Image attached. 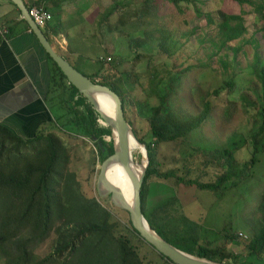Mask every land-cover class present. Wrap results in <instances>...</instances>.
Here are the masks:
<instances>
[{
	"label": "rangeland",
	"instance_id": "374dc122",
	"mask_svg": "<svg viewBox=\"0 0 264 264\" xmlns=\"http://www.w3.org/2000/svg\"><path fill=\"white\" fill-rule=\"evenodd\" d=\"M251 1V5H239L232 0H178L174 4L167 0H105L110 7L103 9L101 0L96 24L116 6L106 19L110 30L106 27L105 36L109 33L111 53V62L105 65L106 83L124 97L126 118L138 137L155 149L158 173L148 180L147 203L154 224L170 235L194 234L202 245L240 255L244 264H264V254L246 258L243 245L264 224V151L259 152L255 165L236 176L251 161L252 136L261 125L264 105L261 84L252 68L256 58L264 65V17L255 11L264 0ZM220 12L244 13L248 30L226 48L220 44ZM96 17L90 14L84 26L87 36L95 30ZM74 41L78 51H73L81 56L78 62L75 56L70 58L71 65L92 79V72L96 75L103 68L98 57L107 52L98 48L97 39ZM163 42L166 51L160 48ZM84 65L91 72H86ZM229 81L235 84L232 91L226 89ZM205 101L210 102L209 111L197 128L176 140L153 144L149 117L155 106L162 104L166 113L188 120L204 111ZM52 116L58 126L65 125L56 110ZM54 129L70 150L65 173L75 176L87 197L97 198L110 210L111 221L116 224L114 234L130 241L143 264H169L132 231L126 211L117 208L109 197H100L97 183L103 162L94 142ZM233 142L234 158L228 162L219 152L231 148ZM133 157L142 161L140 147L133 149ZM227 171L237 178L222 194L186 186L172 176L213 183ZM58 237V231L53 232L41 245L30 247L32 264L56 252ZM0 264H6L1 250Z\"/></svg>",
	"mask_w": 264,
	"mask_h": 264
},
{
	"label": "trees",
	"instance_id": "16d2710c",
	"mask_svg": "<svg viewBox=\"0 0 264 264\" xmlns=\"http://www.w3.org/2000/svg\"><path fill=\"white\" fill-rule=\"evenodd\" d=\"M167 1L174 4L178 0ZM232 1L239 5L252 4L251 0ZM37 7H42V4ZM113 9L109 13L106 12L105 19L112 14ZM255 11L264 17L263 4H258ZM20 14L22 15L21 11ZM243 14L219 13L221 48L228 47L247 33ZM24 23L29 30L27 22ZM2 40L0 38V43ZM160 48L166 51V44L161 43ZM50 61L54 68L51 95H58L53 99L51 109L60 113L59 118L65 123L64 126L56 125L57 128L69 131V135L74 133L90 138L98 149L101 162H104L114 153V145L110 140L111 128L93 105L69 84L53 60ZM102 67L104 69L102 68L100 77L88 78L110 89L120 98L126 118L125 99L116 87L106 83L105 65L102 64ZM252 68L261 84L264 103V65L256 58ZM234 85L233 81H229L226 83V89L232 91ZM214 94L218 95L219 91H214ZM204 107L200 115L180 120L166 113L162 104L155 106L149 117L153 144L176 140L189 134L208 114L210 102L205 101ZM261 117V125L252 136L251 161L245 163L236 176L243 174L249 165H255L259 161V152L264 151V105ZM135 135L139 141L146 144L136 132ZM106 138H109V142H105ZM234 146L233 142L231 148L220 151V157H226L230 162L234 158ZM146 147L149 164L141 188V199L143 212L152 229L168 243L188 254L226 264L242 263L240 255L232 256L222 247L202 245L194 234L175 232L170 235L154 224L152 214L147 210L150 193L148 180L157 174L158 170L154 147L149 143ZM69 153V148L55 131L40 129L33 138L24 140L0 123V250L6 258V264H32L33 252L29 250L30 247L41 245L56 231L59 233L56 252L35 264H143L130 241L114 234L116 224L111 221L110 210L97 198L87 197L81 192L75 176L65 173ZM234 175L233 172L227 171L219 175L213 183H199L186 181V178L172 173L178 183L216 194H222L228 189L227 184L236 177ZM262 204L264 205V196ZM129 226L140 238L130 220ZM235 239L236 237H231L232 241ZM243 245L247 253L246 258H260L264 254V224ZM159 256L172 264L164 256Z\"/></svg>",
	"mask_w": 264,
	"mask_h": 264
},
{
	"label": "crops",
	"instance_id": "0c3cea01",
	"mask_svg": "<svg viewBox=\"0 0 264 264\" xmlns=\"http://www.w3.org/2000/svg\"><path fill=\"white\" fill-rule=\"evenodd\" d=\"M24 2L30 9L42 4L51 13L53 20L44 34L59 55L70 64L74 56L78 62L81 55L73 51H78L74 40L86 42L90 37L92 40L97 39L98 48L107 52L98 57V65L102 67L99 60L110 55L109 33L105 36L106 27L109 30L110 27L105 17L96 24L101 14V0L99 3L95 0ZM102 6L108 9L110 4L105 5L103 0ZM90 14H97V17L93 22L95 30H92L91 36H87L89 32L84 26L87 27ZM24 21L17 6L8 0H0V28L10 30L6 36L8 38L3 37L5 40L0 43V123L27 140L33 138L40 129L55 131L57 124L52 116L51 104L58 95H51L54 68L50 58L30 28L27 30ZM82 67L89 72V67ZM101 74L102 70L96 75L92 72V78L100 77Z\"/></svg>",
	"mask_w": 264,
	"mask_h": 264
},
{
	"label": "water",
	"instance_id": "95a60500",
	"mask_svg": "<svg viewBox=\"0 0 264 264\" xmlns=\"http://www.w3.org/2000/svg\"><path fill=\"white\" fill-rule=\"evenodd\" d=\"M12 2L22 12L24 20L27 22L31 33L37 38L41 47L50 59L58 66L63 75L66 77L69 84H71L83 97H85L99 113L101 118L112 130V133L116 134L117 143L114 145V153L101 163V171L98 177L97 190L102 198L110 197L112 203L119 209H122L129 213L130 221L135 231L139 234L140 238L148 245L154 248V250L167 258L172 264H226L216 261H211L203 258L196 257L179 250L161 237L150 226L148 219L145 217L142 208L141 188L144 182L146 171L149 164L148 150L146 145L139 141L135 135L134 129L130 122L124 116L122 109V101L113 93L110 89L94 83L88 77L82 75L77 71L67 60L59 55L48 38L42 30H40L30 15V8L26 5L24 0H8ZM104 94L109 97L114 104V113L110 117L104 111L100 109L96 102V95ZM131 136H134L139 144L143 147L140 149L143 153V160L145 164L141 174L133 169V157L131 149ZM105 140V139H104ZM106 142V141H105ZM114 163H120L131 174L134 183V195L133 202H129L125 199L122 191L111 183L107 177L109 168Z\"/></svg>",
	"mask_w": 264,
	"mask_h": 264
},
{
	"label": "bare ground",
	"instance_id": "6f19581e",
	"mask_svg": "<svg viewBox=\"0 0 264 264\" xmlns=\"http://www.w3.org/2000/svg\"><path fill=\"white\" fill-rule=\"evenodd\" d=\"M95 98L97 105L100 107V109L104 111L107 115L112 117L114 113V104L112 100L109 97H106L104 94L96 95ZM110 140H112V145H116L117 140L115 133L111 134ZM139 147L141 150H143V147L139 144L137 139L134 136H131L132 157L133 149H137ZM144 164L145 160L138 162L135 161L133 157L134 171L141 174ZM107 177L111 183H113L122 191L125 199L129 202V204H132L134 195V183L131 174L124 168V166L120 163L112 164V166L108 170Z\"/></svg>",
	"mask_w": 264,
	"mask_h": 264
},
{
	"label": "built area",
	"instance_id": "2783aa9c",
	"mask_svg": "<svg viewBox=\"0 0 264 264\" xmlns=\"http://www.w3.org/2000/svg\"><path fill=\"white\" fill-rule=\"evenodd\" d=\"M30 15L35 25L43 32L47 30V28L49 27L50 23L53 20L51 13L48 11V9L45 6L31 8ZM9 34H10V30L8 28L6 27L0 28V38L3 39V37L5 38ZM99 61L104 65H108V63L111 62L110 58L108 57L101 58Z\"/></svg>",
	"mask_w": 264,
	"mask_h": 264
}]
</instances>
